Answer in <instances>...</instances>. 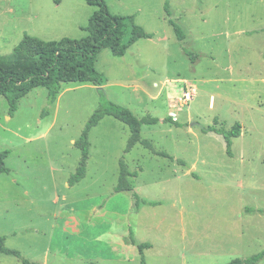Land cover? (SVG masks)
Masks as SVG:
<instances>
[{
  "label": "rangeland",
  "instance_id": "obj_1",
  "mask_svg": "<svg viewBox=\"0 0 264 264\" xmlns=\"http://www.w3.org/2000/svg\"><path fill=\"white\" fill-rule=\"evenodd\" d=\"M105 3L151 34L122 57L102 49L95 68L105 100L157 119L140 129L152 150L137 142L124 153L128 126L106 115L88 133L85 177L69 185L81 156L73 142L103 102L97 87L63 83L51 105L36 87L11 118L0 95V151H10L0 237L18 252L0 251V264H224L264 250V0ZM96 9L84 0H0V54L25 34L79 39ZM186 83L196 87L188 103L179 92ZM235 123L229 152L222 135L201 129ZM120 159L134 174L131 191L115 192ZM131 237L150 244L143 259L125 243Z\"/></svg>",
  "mask_w": 264,
  "mask_h": 264
},
{
  "label": "trees",
  "instance_id": "obj_2",
  "mask_svg": "<svg viewBox=\"0 0 264 264\" xmlns=\"http://www.w3.org/2000/svg\"><path fill=\"white\" fill-rule=\"evenodd\" d=\"M84 1L89 5L96 6L97 9L90 15L86 27L83 28L86 31V35L83 37L79 39L62 37L57 40H43L25 34L10 54H0V95L7 102V114L9 116H12L17 110L19 99L36 87H44L47 90L48 105L55 102L63 83L87 82L97 87L103 102L88 117L81 133L73 142L80 150L81 156L74 173L68 179L69 185H73L84 178L90 145L88 133L104 116L110 115L128 126L129 137L124 153L129 152L137 142L152 150L150 142L140 137V129L145 122L154 123L157 121L156 118L150 116L138 118L128 108L105 100L102 85L106 78L95 68L97 54L102 49H109L113 56L122 57L138 39L150 38L151 34L136 24L133 16L110 13L105 0ZM171 23L177 38L182 40L184 33L179 26ZM187 54L191 59L196 57L191 52H187ZM44 113H47L45 109ZM170 121L175 122L172 118ZM201 129L204 132L212 131L222 135L229 152L231 138L239 136L241 125L235 123L229 130L217 128L214 125ZM9 152L8 149L0 151V173L9 171L5 165V159ZM160 154L166 156L165 153L160 152ZM177 161L182 163L180 160ZM132 176L134 174L127 169L124 160L120 159L115 192L131 191L132 183L129 181V177ZM134 196L137 195L134 193ZM137 199H139L138 196ZM3 240L4 238L0 237V251L18 255L17 251L5 248ZM128 243L136 245L142 259L143 249L150 247L149 243L137 242L132 237ZM263 257L264 250L246 258H234L224 264H256ZM22 264L40 263L23 258Z\"/></svg>",
  "mask_w": 264,
  "mask_h": 264
},
{
  "label": "built area",
  "instance_id": "obj_3",
  "mask_svg": "<svg viewBox=\"0 0 264 264\" xmlns=\"http://www.w3.org/2000/svg\"><path fill=\"white\" fill-rule=\"evenodd\" d=\"M192 91H193V86L190 84L187 85L185 89H182L181 91L180 100L183 101L184 103H188L192 99Z\"/></svg>",
  "mask_w": 264,
  "mask_h": 264
},
{
  "label": "crops",
  "instance_id": "obj_4",
  "mask_svg": "<svg viewBox=\"0 0 264 264\" xmlns=\"http://www.w3.org/2000/svg\"><path fill=\"white\" fill-rule=\"evenodd\" d=\"M187 85H189V84H188V83L184 84V86H182V88L180 89V91H179V92H180V96H181V91H182V89H185V87H186ZM190 85L193 86L192 95H195L196 87H195V85H193V84H190ZM95 87H96V86H95ZM155 96H157V94H156ZM192 98H193V97H192ZM168 103L171 104L172 106H174V104L172 103L171 100H169ZM17 109H18V108H17ZM14 113H15V112H14ZM13 115H14V114H13ZM13 115H12V116H13ZM8 116H9V115H8ZM12 116H9V118H11ZM173 119H174V118H173ZM84 177H85V176H84ZM125 243H126V244H130V243L126 242V241H125Z\"/></svg>",
  "mask_w": 264,
  "mask_h": 264
}]
</instances>
